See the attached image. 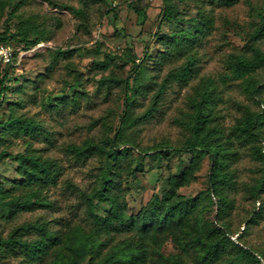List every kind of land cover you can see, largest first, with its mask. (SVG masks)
<instances>
[{"label":"rangeland","instance_id":"obj_1","mask_svg":"<svg viewBox=\"0 0 264 264\" xmlns=\"http://www.w3.org/2000/svg\"><path fill=\"white\" fill-rule=\"evenodd\" d=\"M20 1L12 0L14 3ZM53 1L82 8L84 13L74 14L47 0H23L8 22L10 30L15 31L24 25V20L30 19L40 24L46 39L28 48L18 38L6 41L15 54L6 66L9 89L1 101L0 122L13 113L32 118L41 129L31 137L14 131L5 133L0 126V152H3L0 185L11 192L10 197L0 200L2 236L15 225L38 219L59 231L75 222L87 223L84 206L78 203V192L68 181L89 191L96 183L102 160L99 154L77 159L66 147L89 137L107 145L119 126L125 108L122 84L111 80L104 82L101 78H128L131 83L132 65L123 61L127 50H131L136 61L142 62L144 82H152L146 89L141 88L132 101L133 114L142 112L165 74L187 58L157 34L193 31L194 27L185 18L195 16L199 10L213 17V25L190 49L196 58L195 71L186 83L172 81L153 115L126 131V137L135 145L126 142L117 147H132L129 156L133 164L139 162L136 175L122 182L128 186L124 192L128 212H137L153 193L162 194L168 175L179 163H188L191 153L174 148L182 146L189 134L185 121L193 111L190 101L196 96V89L204 85V79H211L215 86V122L225 133L246 108L257 112L264 110V88L255 92L250 83L256 81L261 87L264 70L258 69L247 79L234 77L227 63L230 54L250 55L248 42L264 22V0H235L230 4L220 0H171L184 16L180 20L163 19V0H145L149 5L140 13L129 6L132 0H122L109 11H106L107 5L93 0ZM132 2L139 5V0ZM9 9L5 8L0 15V36L6 28L4 19ZM256 44L264 51V35ZM105 52L111 53L112 59L106 67H101L97 62ZM260 134L256 145L264 151V127ZM236 147L238 158L230 165L235 170V186L228 190L231 204L224 220L231 230L229 237L249 248L263 262L264 209L257 211L264 201V189L255 197L252 186L261 176L264 162L253 157L252 144H236ZM159 148H166L169 158L159 156ZM23 152L51 157L60 166L56 183L43 188L40 196L25 183L31 181L33 175L19 167L16 155ZM209 171L210 160L205 155L195 179L179 191L197 195L201 201L198 214L217 224L216 199L208 190ZM252 214L256 217L249 221ZM34 235L35 231L30 230L23 237ZM124 235L118 234L116 239ZM151 240L165 255L178 251L170 239L160 243L152 234ZM21 258L19 253L9 254L0 257V264H17ZM36 264H47V261ZM82 264L88 263L85 260ZM210 264L255 262L238 257L233 248Z\"/></svg>","mask_w":264,"mask_h":264},{"label":"trees","instance_id":"obj_2","mask_svg":"<svg viewBox=\"0 0 264 264\" xmlns=\"http://www.w3.org/2000/svg\"><path fill=\"white\" fill-rule=\"evenodd\" d=\"M47 1L54 6L60 5L69 9L74 14L84 13L82 8L58 4L53 0ZM93 1L107 5L106 11L114 9L110 7L111 0ZM132 1L129 2V6L139 13L149 5L145 0H139V5ZM163 1L164 6L161 9L163 19L184 18L174 2ZM220 1L230 4L235 0ZM11 2L12 0H0V15L5 8L10 7L4 19L6 28L0 36V43L7 44L6 41L9 39L18 38L24 42L25 48H28L46 39L40 24L30 19L24 20V25L19 29L10 30L9 19L23 0L12 4ZM185 20L194 27L193 31L157 34L159 38H164L172 44L178 53H185L187 58L165 74L153 92L148 106L138 114L131 111L134 96L141 88L149 87L152 82H144L142 62H137L136 56L128 49L127 57L123 61L132 65L130 69L134 71L132 82L130 83L128 78L115 76L101 78L104 82L111 80L122 84L124 90L125 108L113 136L109 138L107 145L89 137L79 144L70 143L66 147L77 159L99 154L102 160L96 183L89 191L68 181V185L78 192L80 197L78 203L84 206L87 223L75 222L63 231L51 229L45 221L39 219L15 225L6 236L0 234V257L19 253L22 258L17 264H36L41 261H47V264H82L85 260L88 264H210L225 251L235 248L238 257L255 264L264 263V254H261L262 262L249 248L243 247L229 237L231 230L224 220L231 204L228 190L235 186V170L230 165L238 158L239 150L236 144H252L253 157L264 162V151L256 145L261 136L260 130L264 127V110L257 112L246 108L225 133L223 127L215 122L216 89L211 79H204V85L196 89L197 97L193 96L190 101L193 111L185 121L189 134L182 146L174 148L176 151L184 150L191 153L188 163H179L177 169L168 175L167 187L162 194L153 193L137 212H128L124 195L128 186L122 182L136 175V171L140 169L139 162L133 164L129 156L132 147L125 149L117 147L126 142L135 145L126 137V131L153 115L166 87L172 81L186 83L195 71L196 58L190 53V49L212 28L213 17L199 10L195 16L187 17ZM263 35L264 22L254 31L248 42L250 55L230 54L227 63L234 77L247 79L258 69L264 70V51L256 44V40ZM14 54L13 50V56ZM110 59L112 54L105 52L97 64L106 67ZM10 63L0 64V108L4 93L9 89L6 84L8 75L6 66ZM250 83L255 92L264 88V82L261 87H258L256 81ZM0 126L5 133L14 131L16 134L31 137H35L41 129V125L32 118L13 113L1 121ZM2 154L3 152H0V162ZM157 154L165 158L170 156L166 148L157 149ZM205 155L210 160L208 190L216 199L217 224L198 214L201 201L197 195H185L179 191L182 186L190 184L195 179V173L200 169ZM16 157L19 159V167L33 175V179L25 183L30 185L31 191L38 196L41 195L43 188L56 183L60 166L53 158L42 157L32 152L18 153ZM263 189L264 169L257 183L252 186L253 195L258 197ZM10 196V190L0 185V200ZM101 204L104 208H101ZM262 209L264 201L257 212ZM255 217L256 215L252 214L249 221ZM30 230L35 231V235L23 237V234ZM118 234L125 235L116 239ZM152 234L156 235L160 243L170 239L178 251L165 255L160 246L152 242Z\"/></svg>","mask_w":264,"mask_h":264},{"label":"built area","instance_id":"obj_3","mask_svg":"<svg viewBox=\"0 0 264 264\" xmlns=\"http://www.w3.org/2000/svg\"><path fill=\"white\" fill-rule=\"evenodd\" d=\"M122 0H111L110 7H116ZM41 44V43H40ZM13 49L7 44L0 43V64L12 62Z\"/></svg>","mask_w":264,"mask_h":264}]
</instances>
